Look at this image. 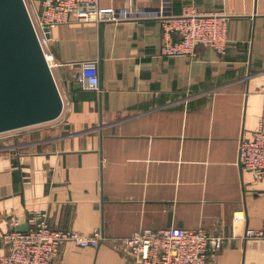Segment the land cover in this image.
Here are the masks:
<instances>
[{
    "label": "crops",
    "instance_id": "1",
    "mask_svg": "<svg viewBox=\"0 0 264 264\" xmlns=\"http://www.w3.org/2000/svg\"><path fill=\"white\" fill-rule=\"evenodd\" d=\"M99 4L224 13L227 51L162 55L154 18L54 27L48 50L64 110L0 133V246L38 215L56 228L102 227L106 236L99 247L64 241L53 264H133L121 240L166 227L223 233L208 264H264V238L244 237L264 229V181L239 164L240 137L264 123V0ZM88 59L98 60L99 90L81 78Z\"/></svg>",
    "mask_w": 264,
    "mask_h": 264
},
{
    "label": "built area",
    "instance_id": "2",
    "mask_svg": "<svg viewBox=\"0 0 264 264\" xmlns=\"http://www.w3.org/2000/svg\"><path fill=\"white\" fill-rule=\"evenodd\" d=\"M100 0H41L39 5L26 0L32 20L47 59L53 66V55L48 50L51 30L58 24L70 22H107L154 18L161 22L163 43L160 54L165 56H192L199 46L213 48L225 54L229 44L228 16L221 12H201L194 5L182 13L172 14L164 8L115 9L102 7ZM81 78L88 87L100 89L99 64L96 59L82 60ZM239 164L242 170L252 172L264 181V123L254 131L252 138L242 134L239 140ZM32 226L22 230L16 227L3 238L0 246V264H53L61 253L64 241L72 240L81 246L99 247L106 239L102 227L91 233L77 229L50 226L40 216L31 218ZM245 238H264V229L248 228ZM122 250L133 258V264H208L210 256L223 248L225 236L203 227L143 228L122 240Z\"/></svg>",
    "mask_w": 264,
    "mask_h": 264
},
{
    "label": "water",
    "instance_id": "3",
    "mask_svg": "<svg viewBox=\"0 0 264 264\" xmlns=\"http://www.w3.org/2000/svg\"><path fill=\"white\" fill-rule=\"evenodd\" d=\"M63 110L26 0H0V133L53 121Z\"/></svg>",
    "mask_w": 264,
    "mask_h": 264
}]
</instances>
